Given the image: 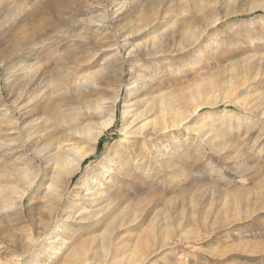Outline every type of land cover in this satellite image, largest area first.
Listing matches in <instances>:
<instances>
[{"label":"rangeland","instance_id":"374dc122","mask_svg":"<svg viewBox=\"0 0 264 264\" xmlns=\"http://www.w3.org/2000/svg\"><path fill=\"white\" fill-rule=\"evenodd\" d=\"M0 264H264V0H0Z\"/></svg>","mask_w":264,"mask_h":264},{"label":"bare ground","instance_id":"6f19581e","mask_svg":"<svg viewBox=\"0 0 264 264\" xmlns=\"http://www.w3.org/2000/svg\"><path fill=\"white\" fill-rule=\"evenodd\" d=\"M61 82H63V79L60 81V83ZM57 112H58L57 109L51 108V107L48 110V113L52 116L58 114ZM112 121H113V118L110 117L106 122L103 123L104 127L108 128V126L111 125ZM73 128H75V127H73ZM74 132L77 133V135H78V133H79V135H81L82 133H84L86 131L84 129H80L79 127H76ZM92 138L94 141L97 140L96 136H93ZM62 143L63 142H57L54 144L47 143L46 144L47 147H49L50 145L52 146L51 148L47 149L45 152V153H48L49 155L45 156V153L41 154V157L45 160V163L47 164V166H49V169L52 172L51 176L49 175V177H51L50 182H49V186H50V188H53L54 192H58V189H56V183L58 182V179L60 177V173L61 172H64L67 174L71 173L78 166V164L85 158V156L87 154V151L82 150V148L79 147V144H77V143L73 142V144H70V145H68L69 143H67V145L65 143L66 146ZM39 151L41 152L42 148H40ZM32 172L33 171L26 168V169H23L20 173L21 178L25 179V183L27 184V187H29V188L33 184H35L36 178L38 177L37 174L32 176L31 175ZM42 173H44V172H42ZM47 173L49 174L50 172H47Z\"/></svg>","mask_w":264,"mask_h":264}]
</instances>
